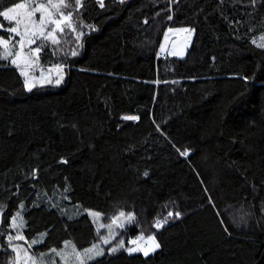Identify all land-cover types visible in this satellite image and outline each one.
Here are the masks:
<instances>
[{
  "label": "trees",
  "instance_id": "16d2710c",
  "mask_svg": "<svg viewBox=\"0 0 264 264\" xmlns=\"http://www.w3.org/2000/svg\"><path fill=\"white\" fill-rule=\"evenodd\" d=\"M66 3L76 32L39 53L65 64L63 83L29 91L0 47V264L14 263L17 211L43 264L103 243L81 187L94 178L135 221L87 264H264V0ZM170 27L193 30L187 54L158 58ZM141 235L160 247L129 252Z\"/></svg>",
  "mask_w": 264,
  "mask_h": 264
},
{
  "label": "snow or ice",
  "instance_id": "6c2138e0",
  "mask_svg": "<svg viewBox=\"0 0 264 264\" xmlns=\"http://www.w3.org/2000/svg\"><path fill=\"white\" fill-rule=\"evenodd\" d=\"M123 2V0H121ZM255 0H253V3ZM82 0H75V5L77 10L81 6ZM35 4V6H33ZM71 7L68 3H66V0H47V3H35V0H24V2H17L14 3L12 7L7 8L6 10L0 12V17H3L5 20L12 22L15 21L16 26L15 27H9L4 28L3 24H0V30L6 31L8 33L16 34L20 36L19 40L15 41V44H12L11 47H17L18 50L15 53L14 59L11 60L12 64H17V60L21 57V50L24 49V47L30 46L32 44H35L37 40H41L42 43L36 47V48H30L29 47V53L31 55H36L40 52L41 48L45 46V43H51L52 45H57L60 43L57 33H63L65 31V28H67L71 32H76V27L73 25L72 22V12L69 11L67 15H65L64 9H68ZM40 14V18L37 21L36 20V14ZM19 17V19H18ZM171 19V17H169ZM23 25V30L20 29V26ZM49 26H51V29L49 30ZM171 31V29L169 30ZM183 31H188L187 29H184ZM84 35V33L80 32L77 33L76 39L77 41L80 40V38ZM14 37H10V39H13ZM253 43H256V41H253ZM261 48H264V43H261L258 45ZM0 47H3L4 49V56L5 58L10 57L13 55V53L9 50L10 49V43L9 40H4L2 37H0ZM73 56L77 55L76 51L73 50L71 53ZM176 55L177 53H173ZM182 54V53H181ZM59 67V66H58ZM25 76H27V73H23ZM63 79V76H59V78L56 79L55 83L59 84L61 80ZM246 79V78H245ZM25 85L28 88L29 91H31L32 87H35L33 84H29L27 80H25ZM123 119L126 120H137L139 117L135 116H126L123 117ZM181 155H187V152L181 153ZM147 175V173H145ZM24 206L20 205V208L22 209ZM90 215L94 217H99L101 214L98 212H90ZM176 217H179L181 214L177 212ZM172 216V213H169V217ZM167 219L164 220H158L154 227L160 228L163 226V224L167 223ZM20 221V224L23 223V218L21 216L20 211H17L15 216L11 218L10 226L17 229L19 233L20 224L17 223V221ZM127 222H133L135 221V215L133 213H128L127 215L124 212H120L119 216L113 217L111 224L108 225H101V227H107L109 228V238H101L102 242L104 244L109 243L110 239H114V234L112 233L111 229L113 225H117L120 228L125 227V223L123 221ZM119 221V223H118ZM8 239L11 240H25L26 237L23 235L17 234L16 236H9ZM144 237L141 235L138 240H143ZM148 241V247L147 248H141L138 245V241H131L130 243L136 244L137 247L129 248L127 249L129 252H135V251H143V254L147 256L149 252H154L156 249L160 247V244L156 242L154 235H149L147 237ZM32 243H38V241H32ZM70 242H65L66 247H68ZM124 244L123 241H121L117 248H111V252L118 251L119 248H123ZM72 251L71 253L67 252L65 249H61L59 252H57L56 249H50V252L56 253L57 255H61L64 257L65 264H68L69 256H75L76 264H87V261L95 260L96 257L103 255V250L99 249V246L96 244H93L91 248L85 249L84 253L81 254L78 252L74 245H71ZM14 251H18L15 246L13 247ZM25 254L28 255L27 250H25ZM43 255L46 254H40L39 257H36L33 259V264H36L37 260H40Z\"/></svg>",
  "mask_w": 264,
  "mask_h": 264
},
{
  "label": "rangeland",
  "instance_id": "374dc122",
  "mask_svg": "<svg viewBox=\"0 0 264 264\" xmlns=\"http://www.w3.org/2000/svg\"><path fill=\"white\" fill-rule=\"evenodd\" d=\"M21 2H24V1H21ZM35 3H47V0H35ZM33 6H35V4H33ZM65 15L67 14L65 13ZM35 18L38 21L40 18V14L37 13ZM0 24H2L1 20H0ZM15 26H16L15 21H12V25L10 27H15ZM20 29L23 30V25L20 26ZM50 29H51V26H49V30ZM170 29L171 31H169ZM184 29H187L188 31H183ZM10 37H14V38L10 39ZM10 37H7V38L2 37V38L4 40H9V43H10L9 50L13 53L12 59H14L16 58L15 53L18 50V46L11 47V45L15 44V41L19 40L20 36L11 33ZM57 37H58V33H57ZM192 37H193V30L190 29L189 27H170L164 36L161 50L168 52L170 55H173V56L184 57L187 54L188 47L191 43ZM253 41H256V44L258 45L261 43H264V33L254 37ZM37 42L38 40L36 41L35 44H32L30 46L26 45L24 49L21 50V57L17 60L16 65L19 66L21 73L22 74L27 73V76L23 74L24 79L27 80L29 84L35 85V87L42 86V85H59L63 83L65 76H66L65 64L58 62V63L44 66L40 63V59H39L40 52L36 55H31L29 53V47L33 49L38 47ZM173 53H177V54L174 55ZM3 55H4V49H3ZM61 75L63 76V79L61 80L59 84H56L55 83L56 79L59 78V76ZM81 187L84 188L83 190L85 191V196L87 197L86 199L87 203L85 204V206L88 212L89 213L98 212L101 214L99 217H94V216L92 217L94 218L95 223L97 224L98 228L101 231L106 230V233H104L103 238H109V231H110L109 228L101 227V225L111 224L112 218L119 216V213L121 211L127 215L128 213H127L125 204L122 202L120 197L108 191L109 189L108 178L105 180H99L97 178L90 179V180L83 182ZM17 223L20 224V221L18 220ZM116 228H120V227H118L117 225H113L111 229L115 238L110 239L109 243H107V245H109V248H108L109 251L111 248L118 247L117 242H114V240L117 238ZM10 229H11V232L8 234V237L10 235L16 236L17 234H20L26 237L22 224H20L19 233L17 229L14 227L10 226ZM8 241H9V245L12 250L14 246L18 250V251L13 250L14 252V263L13 264H33V259L36 257H39L38 255L34 253L31 247L32 245L27 240V237L25 240H11L10 241L8 239ZM138 245L141 248H147L149 246L147 238H144L143 240H138ZM98 246H99V249L103 250V253L106 251V248L104 247L105 246L104 243L98 244ZM91 247L92 246L84 248L82 250H77V251L83 254L85 249H88ZM134 247H137V245L131 244L130 248H134ZM25 250H27L28 255L25 254ZM66 251L71 253L72 250H69L68 248ZM73 257L75 256H69V259L71 260L73 259ZM62 260H64L63 256H62ZM36 264H43V263L41 262V260H37Z\"/></svg>",
  "mask_w": 264,
  "mask_h": 264
},
{
  "label": "built area",
  "instance_id": "2783aa9c",
  "mask_svg": "<svg viewBox=\"0 0 264 264\" xmlns=\"http://www.w3.org/2000/svg\"><path fill=\"white\" fill-rule=\"evenodd\" d=\"M158 58H166L167 57V52L163 51V50H159L158 54H157ZM131 241H138V238H133Z\"/></svg>",
  "mask_w": 264,
  "mask_h": 264
}]
</instances>
